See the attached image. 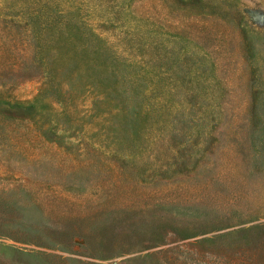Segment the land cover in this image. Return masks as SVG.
Returning a JSON list of instances; mask_svg holds the SVG:
<instances>
[{
  "label": "rangeland",
  "instance_id": "rangeland-1",
  "mask_svg": "<svg viewBox=\"0 0 264 264\" xmlns=\"http://www.w3.org/2000/svg\"><path fill=\"white\" fill-rule=\"evenodd\" d=\"M0 264H264V0H0Z\"/></svg>",
  "mask_w": 264,
  "mask_h": 264
}]
</instances>
